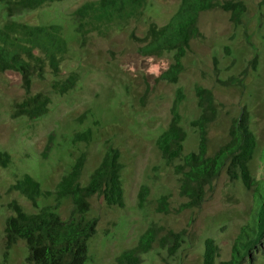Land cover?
<instances>
[{
	"label": "rangeland",
	"instance_id": "1",
	"mask_svg": "<svg viewBox=\"0 0 264 264\" xmlns=\"http://www.w3.org/2000/svg\"><path fill=\"white\" fill-rule=\"evenodd\" d=\"M85 1H53L12 17L31 24L61 25L68 46L61 76L74 72L78 79L73 89L57 94L50 90V72L44 79L35 77L31 93L48 91L51 102L47 114L29 119L12 116L14 104L26 95L20 73L0 72V151L8 152L11 159L6 167L0 165V264H32L24 240L5 248L4 225L12 213L9 202L16 200L27 213L54 205L55 187L80 152H86L81 174L85 184L109 146L120 149L124 206L109 207L102 197H91L85 217H96L97 224L88 240L89 258L84 264H117L115 258L136 245L151 222L187 230L169 264H202L207 237L220 248L217 262L231 258L234 241L250 218L251 191L240 179L229 180L223 171L207 188L199 208L177 211L185 201L179 195V175L161 158L156 138L170 121V108L180 88L179 111L186 131L183 153L197 149L199 134L190 122L200 114L194 90L202 85L213 91L218 106L217 119L208 126L209 152L228 139L231 118L245 107L257 139L249 168L257 178L264 175L259 158L264 151V7L259 0H244L247 11L239 25L231 23L222 10L203 11L199 28L204 37L190 42L182 58L183 71L173 83L157 80L172 63L173 52L142 55L137 51L140 43L131 33L142 37L150 23L166 22L180 0H147L140 17L125 25H112L104 36L94 35L82 45L70 14ZM87 128L93 132L89 142L73 140L76 132ZM25 173L37 180L43 191L52 192L37 197V206L18 191L9 190ZM142 184L149 186V194L140 207L137 193ZM161 195L168 196L167 213L155 209ZM55 210L69 219L71 198H62ZM165 257L167 250L154 246L143 255L142 264H163ZM249 260L243 264H264V242L251 251Z\"/></svg>",
	"mask_w": 264,
	"mask_h": 264
},
{
	"label": "trees",
	"instance_id": "2",
	"mask_svg": "<svg viewBox=\"0 0 264 264\" xmlns=\"http://www.w3.org/2000/svg\"><path fill=\"white\" fill-rule=\"evenodd\" d=\"M60 0H0V72L15 70L20 73L24 98L16 102L12 109L13 117L37 119L49 111L51 96L48 91L31 93L35 77L44 79L48 71L53 75L50 90L64 94L73 89L78 76L72 72L61 76V63L65 59L68 46L59 24H31L12 18L28 9H36L44 4ZM147 0H87L77 6L70 14L75 21V30L85 45L94 35L104 36L112 25H125L142 14ZM264 7V0H259ZM222 10L234 25L242 23L247 11L244 0H180L175 12L163 24L150 23L144 36L131 33V38L140 44L137 51L142 55L160 56L172 51V63L157 80L177 82L183 71L182 58L190 48L193 39L203 38L199 28V18L203 11ZM5 14V15H3ZM264 16V12L262 13ZM195 96L200 114L190 124L199 134L196 150L183 153L186 131L181 125L179 111L183 93L177 89L170 108V121L156 138V146L165 164L179 175V195L185 198L177 211L199 208L204 201L207 188L224 171L231 181L240 179L246 189L251 191V208L248 223L237 235L232 256L219 260L220 248L216 241L207 237L204 240L202 264H243L253 249L262 247L264 242V175L255 177L249 164L252 161L257 139L250 126V115L245 107L231 118L228 139L213 153L208 150V126L218 116V106L213 91L202 85L195 86ZM84 116V115H82ZM81 116V117H82ZM92 130L87 128L74 134V141L89 142ZM264 163V151L259 156ZM179 159L180 162L175 163ZM10 154L0 151V165L6 167ZM86 160L82 151L70 170L64 174L55 187L54 205L42 206L35 213H27L22 206L12 200L8 204L11 214L4 225V245L11 248L20 239L28 249V261L32 264H84L88 258V240L96 231L97 218H86L90 210V199L97 195L105 204L124 206L121 180L123 164L120 149L109 146L99 164L93 169L85 184L81 174ZM18 191L37 206L36 199L52 192L43 191L32 176L25 173L9 188ZM149 194V186L142 184L138 190V205L142 207ZM70 197L72 210L69 219H63L57 212L60 200ZM155 209L160 213L170 211L167 195L156 200ZM187 230L176 231L151 222L140 235L137 244L124 250L115 261L117 264H142L143 255L154 246L165 248L168 259L175 257L185 241ZM250 262V260H249Z\"/></svg>",
	"mask_w": 264,
	"mask_h": 264
}]
</instances>
